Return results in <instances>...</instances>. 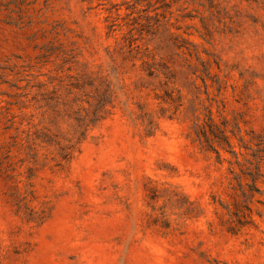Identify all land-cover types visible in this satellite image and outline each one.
I'll return each instance as SVG.
<instances>
[{"label": "rangeland", "instance_id": "obj_1", "mask_svg": "<svg viewBox=\"0 0 264 264\" xmlns=\"http://www.w3.org/2000/svg\"><path fill=\"white\" fill-rule=\"evenodd\" d=\"M0 264H264V0H0Z\"/></svg>", "mask_w": 264, "mask_h": 264}]
</instances>
